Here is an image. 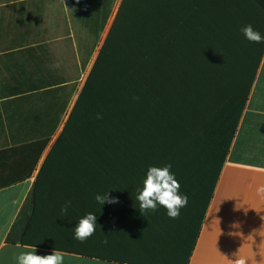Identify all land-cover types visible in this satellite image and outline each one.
<instances>
[{"label": "trees", "instance_id": "trees-1", "mask_svg": "<svg viewBox=\"0 0 264 264\" xmlns=\"http://www.w3.org/2000/svg\"><path fill=\"white\" fill-rule=\"evenodd\" d=\"M113 3L68 7L96 38ZM14 23L0 29V189L37 171L5 240L104 261L186 264L264 48L240 29L264 34V0H119L38 169L65 112L67 98L57 94L68 80L45 42ZM164 164L187 206L176 219L163 208L142 216L136 190L148 166ZM108 190L119 203L101 207L94 196ZM88 212L101 227L80 242L72 228ZM168 241L181 258L164 253Z\"/></svg>", "mask_w": 264, "mask_h": 264}, {"label": "crops", "instance_id": "crops-1", "mask_svg": "<svg viewBox=\"0 0 264 264\" xmlns=\"http://www.w3.org/2000/svg\"><path fill=\"white\" fill-rule=\"evenodd\" d=\"M56 2L66 4L65 0ZM40 3L41 0H0V29L13 28L14 22H20L30 35L26 21L40 12ZM60 4V13L69 8ZM1 117L0 108V146L6 136ZM36 171L30 178L0 189V264H16L15 257L20 252L34 247L41 255L52 250L5 240ZM261 187H264V48L186 264H231L238 257L246 258L247 264H264V192L257 191ZM61 252L64 264H132ZM164 253L174 259L182 257V250L172 241H168Z\"/></svg>", "mask_w": 264, "mask_h": 264}, {"label": "rangeland", "instance_id": "rangeland-1", "mask_svg": "<svg viewBox=\"0 0 264 264\" xmlns=\"http://www.w3.org/2000/svg\"><path fill=\"white\" fill-rule=\"evenodd\" d=\"M56 1L47 0L46 2L41 0L40 12L33 14L32 18L26 21V27L30 31V35L45 42L53 60L68 80L62 91L57 94L61 99L67 98L68 103L65 112L61 115L60 122L49 144L44 149L38 164L43 160L51 143L60 132L97 51L107 34L119 3V0H114L111 14L103 30L94 38L73 17L68 8V0H65L66 4L64 5L63 2L60 4ZM59 4L63 7L66 6L68 9L60 13Z\"/></svg>", "mask_w": 264, "mask_h": 264}, {"label": "clouds", "instance_id": "clouds-1", "mask_svg": "<svg viewBox=\"0 0 264 264\" xmlns=\"http://www.w3.org/2000/svg\"><path fill=\"white\" fill-rule=\"evenodd\" d=\"M244 39L250 43H264V34L253 28L251 24L240 29ZM58 67V65H54ZM99 118V117H98ZM171 164L163 166L150 165L145 170L140 185L136 190L135 201L139 212L143 216L148 212H155L160 208L165 210V214L170 219L180 216L181 209L188 203V196L180 191L181 185L171 172ZM258 192H264V187L258 188ZM95 201L101 205L117 204V197L109 195V190L104 193H97ZM71 202L67 201L61 206V214L67 215ZM101 226L97 223V214L88 212L80 217L72 228L73 239L84 242L91 237ZM107 243V241H104ZM235 257V253L232 254ZM16 264H64V255L61 251L53 248L49 253L38 254L34 247L31 251L20 252L16 257ZM231 264H247V259L243 257L235 258Z\"/></svg>", "mask_w": 264, "mask_h": 264}]
</instances>
